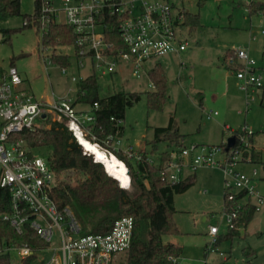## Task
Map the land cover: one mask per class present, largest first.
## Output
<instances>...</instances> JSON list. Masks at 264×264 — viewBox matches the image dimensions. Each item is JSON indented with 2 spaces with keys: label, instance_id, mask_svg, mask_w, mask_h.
I'll use <instances>...</instances> for the list:
<instances>
[{
  "label": "rangeland",
  "instance_id": "obj_1",
  "mask_svg": "<svg viewBox=\"0 0 264 264\" xmlns=\"http://www.w3.org/2000/svg\"><path fill=\"white\" fill-rule=\"evenodd\" d=\"M19 1L22 15L0 21L2 65L17 68L24 80V91L38 102L65 97L75 100L78 82L91 75V70L78 68L72 47L43 50L40 29L24 27L25 16L35 12L36 0ZM251 1L260 0H185L180 4L186 12L199 15L200 27L189 29L184 26L181 34L188 41L187 49L159 61L167 77L166 101L160 111L149 110L147 106L146 93L155 90L152 81L149 77L136 79L129 64L120 63L118 74L113 78L98 74L101 98L119 91L141 95L140 101L126 110L122 137L109 146L123 151L132 148L133 153L146 154L155 163L160 161L162 153L177 149L170 146L163 136L156 141V128L172 126L183 137L179 141L183 140L186 145L220 146L223 149L232 147L240 137V130L246 129L254 133L248 153L254 152L256 162L240 164L237 168L247 175L257 170L256 188L264 197V12L250 15L247 7ZM53 5L58 11V20L63 23L62 0H53ZM7 30L18 31L12 34L10 41H7ZM252 32L256 34V40L251 39ZM238 47L250 50L256 61L257 74L262 78V88L249 95L241 89L236 74L224 58L228 51ZM53 53L73 57L68 75L62 74L57 64H49ZM72 76L76 77V83L71 80ZM85 107L87 111L92 110ZM214 112L217 115L208 120L207 114ZM34 153L46 158L42 151L34 150ZM193 175L195 184L185 193L175 196L176 213L173 218L181 233L166 237L165 242L182 248L178 264H218L221 260L219 253L208 252L207 248L213 241L209 234L211 226L219 228L217 239L229 232L224 220L225 175L217 167H199ZM240 232L241 236L232 242H222L215 249L242 262V250L251 247L257 254L252 261L264 264V203L247 229ZM60 246L56 232L50 247ZM11 253L13 263L21 264L18 255ZM52 253L49 252L48 256ZM57 256L61 258L62 253L58 251ZM118 256L114 254L113 259Z\"/></svg>",
  "mask_w": 264,
  "mask_h": 264
},
{
  "label": "built area",
  "instance_id": "obj_2",
  "mask_svg": "<svg viewBox=\"0 0 264 264\" xmlns=\"http://www.w3.org/2000/svg\"><path fill=\"white\" fill-rule=\"evenodd\" d=\"M36 1L40 8L39 18L37 22L25 20L24 25L39 28L43 36L52 19L62 22L58 20L53 0ZM182 3L184 0H62L60 11L65 16L62 24L72 26L78 35V50L74 53L78 68H88L96 76L113 78L118 74L119 64L126 63L131 66L136 79L149 77L151 65L167 55H179L187 49L188 41L181 34L185 22ZM111 17L118 20V31L125 46L115 54L109 52L111 46L106 35L107 19ZM251 39L256 40L254 32ZM226 62L247 95L262 88V78L257 74L256 61L248 48L232 49ZM61 72L68 75V69L61 68ZM71 80L77 82L75 76ZM23 85L24 80L17 68L4 67L0 59V189L7 191L10 197V211L0 217L8 221L17 233L22 234L31 228L49 244L47 249L36 255L42 264H111L114 254L131 247L134 219H118L107 234L84 233L73 209L59 210L50 196L58 182L50 162L32 152L26 141L19 138L24 132L34 131L41 117L52 115L53 121L67 119L69 130L83 146L82 139L91 142L88 139L92 136L89 126L96 120L94 112L98 104L95 103L91 111L80 112L75 109L76 101L67 97L38 102L24 91ZM216 115L217 112L209 113L207 119L211 120ZM118 124L122 122L118 121ZM240 133L238 146L223 149L220 146L185 144L171 151L161 164L163 179L172 184L186 180L199 167L220 168L225 175L227 200L233 203V210L224 216L229 229L234 228L243 206L250 203L259 211L264 203V197L255 184L257 170L247 175L237 168L240 164L251 163V158L245 159L244 153L248 152L250 138L254 135L246 129ZM93 144L111 154L98 143ZM132 151L129 148L125 152L136 162L141 161L143 154ZM84 152L93 155L85 148ZM149 161L156 166L161 163ZM56 232L61 246L53 249L50 246ZM209 234L213 241L207 250L219 253L221 260L218 264H256L250 260L239 262L225 252L217 251V226H211ZM6 251L16 253L21 262L33 256L27 245L8 246ZM58 251L62 253L61 258L57 256ZM49 252L53 253L48 256Z\"/></svg>",
  "mask_w": 264,
  "mask_h": 264
},
{
  "label": "trees",
  "instance_id": "obj_3",
  "mask_svg": "<svg viewBox=\"0 0 264 264\" xmlns=\"http://www.w3.org/2000/svg\"><path fill=\"white\" fill-rule=\"evenodd\" d=\"M247 8L250 15H256L264 10V4L252 2ZM21 15L19 0H0V21ZM39 16L40 8L36 1L34 14L25 16V20L37 22ZM107 20L109 27L106 35L111 46L109 52L115 54L125 49V46L118 31L117 18L111 17ZM184 26L189 29L200 27L199 15L185 11ZM16 32L18 31H5L7 41H10L12 34ZM77 38L78 35L72 26L52 19L43 33L42 47L43 50L50 48L54 51L58 48L72 47L77 52ZM72 60L73 57L64 53H53L50 57L52 64L64 69L72 68ZM148 76L155 87L154 91L146 93L148 109L160 111L167 95L165 70L157 63L149 70ZM77 85V101L74 106L81 103L92 109L95 103L98 104V109L94 112L96 120L89 126L92 136L88 139L106 148L125 163L131 177V187L122 188L101 162L96 161L93 155L85 154L83 146L69 130L67 119L61 122L53 121L52 115H46L38 120V126L34 131L24 132L19 138L26 141L32 152L34 150L44 152L50 162L58 178L57 185L50 194L51 198L59 210L66 207L73 209L86 234H107L118 219L123 217L134 219L131 247L125 252L118 253L119 256L113 259L111 264H178L182 248L165 242V238L181 233L173 218L176 213L175 196L185 193L195 184V175L184 181L169 183L163 179L161 173V164L169 157L168 151L161 154L160 166H156L150 163L146 154H143L141 161L136 162L129 158L125 151L109 146L112 141L122 137L124 127L118 124V121L122 122L126 110L140 101V93L119 91L101 98L98 77L95 74L80 80ZM154 133L156 141L161 140L163 136L170 146L181 148L185 145L183 140L179 141L183 137L174 131L172 126L156 128ZM238 144L236 139L234 146ZM250 157L251 162L255 163L254 152L246 151L244 158ZM232 210L233 203L228 202L225 194V211ZM9 211V194L0 189V216ZM256 212V207L250 203L243 206L234 222V229H229L226 235L219 237L216 245L232 242L241 236L240 230L247 229ZM13 245L16 247L27 245L33 251V256L21 264H42L36 259V255L49 247L33 229L27 228L24 233L19 234L8 221L0 217V264H14L13 254L6 251L8 246ZM242 252L246 259L256 255V251L251 247H245Z\"/></svg>",
  "mask_w": 264,
  "mask_h": 264
},
{
  "label": "bare ground",
  "instance_id": "obj_4",
  "mask_svg": "<svg viewBox=\"0 0 264 264\" xmlns=\"http://www.w3.org/2000/svg\"><path fill=\"white\" fill-rule=\"evenodd\" d=\"M84 148L91 152L97 161L104 162L110 175L115 177V179L122 184L124 189H129L131 187V177L128 173V167L125 163L120 160L117 156L111 153L109 155L107 152L103 151L98 145H95L88 140L82 139ZM126 182V184H125Z\"/></svg>",
  "mask_w": 264,
  "mask_h": 264
},
{
  "label": "crops",
  "instance_id": "obj_5",
  "mask_svg": "<svg viewBox=\"0 0 264 264\" xmlns=\"http://www.w3.org/2000/svg\"><path fill=\"white\" fill-rule=\"evenodd\" d=\"M184 2H185V0H184ZM257 2H260V3H263V2H261V0L260 1H257ZM184 4V3H183ZM264 4V3H263ZM253 33V32H252ZM252 33H251V35H252ZM74 53H75V51H74ZM229 55V53L227 52L225 55H224V58H227V56ZM158 63H160V62H158ZM157 64V63H156ZM156 64H154V65H152L151 66V68H153ZM69 70V69H68ZM75 84V83H74ZM77 93H78V91H77ZM77 97V96H76ZM75 101H77V98H75ZM78 107H79V109H78ZM87 107H85V105H83V104H81V103H77V105H75V109L77 110V111H80V112H88L87 111V109H86ZM119 139V138H118ZM254 141V140H253ZM254 144V143H253ZM175 150V149H174ZM169 155H170V152H169ZM252 163V162H251ZM170 243V242H169ZM257 255V254H256ZM255 255V256H256ZM254 256V257H255ZM254 257H252L251 259H246L245 257H244V260H250V261H252L253 260V258ZM252 262H254V261H252Z\"/></svg>",
  "mask_w": 264,
  "mask_h": 264
},
{
  "label": "water",
  "instance_id": "obj_6",
  "mask_svg": "<svg viewBox=\"0 0 264 264\" xmlns=\"http://www.w3.org/2000/svg\"><path fill=\"white\" fill-rule=\"evenodd\" d=\"M109 155H111L110 153H108ZM99 162H101L104 166H105V164H104V162H102V161H99ZM105 169H106V171L109 173V171H108V169H107V167L105 166ZM110 174V173H109ZM113 178H115V177H113ZM120 186L122 187V184L120 183ZM123 188V187H122Z\"/></svg>",
  "mask_w": 264,
  "mask_h": 264
},
{
  "label": "snow or ice",
  "instance_id": "obj_7",
  "mask_svg": "<svg viewBox=\"0 0 264 264\" xmlns=\"http://www.w3.org/2000/svg\"><path fill=\"white\" fill-rule=\"evenodd\" d=\"M125 184H126V182H125Z\"/></svg>",
  "mask_w": 264,
  "mask_h": 264
}]
</instances>
